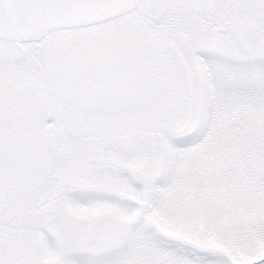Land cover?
Instances as JSON below:
<instances>
[{"label": "snow or ice", "instance_id": "obj_1", "mask_svg": "<svg viewBox=\"0 0 264 264\" xmlns=\"http://www.w3.org/2000/svg\"><path fill=\"white\" fill-rule=\"evenodd\" d=\"M0 264H264V0H0Z\"/></svg>", "mask_w": 264, "mask_h": 264}]
</instances>
